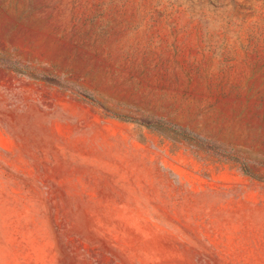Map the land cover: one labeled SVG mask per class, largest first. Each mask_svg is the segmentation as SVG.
I'll return each instance as SVG.
<instances>
[{
  "label": "rangeland",
  "instance_id": "obj_1",
  "mask_svg": "<svg viewBox=\"0 0 264 264\" xmlns=\"http://www.w3.org/2000/svg\"><path fill=\"white\" fill-rule=\"evenodd\" d=\"M0 264H264V0H0Z\"/></svg>",
  "mask_w": 264,
  "mask_h": 264
}]
</instances>
